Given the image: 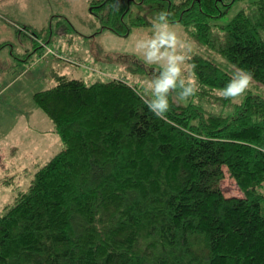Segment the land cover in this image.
<instances>
[{"label": "trees", "instance_id": "obj_1", "mask_svg": "<svg viewBox=\"0 0 264 264\" xmlns=\"http://www.w3.org/2000/svg\"><path fill=\"white\" fill-rule=\"evenodd\" d=\"M96 1L91 14L119 35L132 4L170 12L264 84V0L221 25L213 20L236 0ZM188 62L200 91L170 94L167 122L120 79L57 75L33 94L62 148L0 210V264H264V152L253 147H264V97L249 90L231 113L212 112L231 102L218 93L232 75L199 55ZM224 169L240 196L223 192Z\"/></svg>", "mask_w": 264, "mask_h": 264}, {"label": "rangeland", "instance_id": "obj_2", "mask_svg": "<svg viewBox=\"0 0 264 264\" xmlns=\"http://www.w3.org/2000/svg\"><path fill=\"white\" fill-rule=\"evenodd\" d=\"M252 1L255 0L234 1L213 24L229 22ZM98 3L96 0H0V210L12 203L16 194L27 188L35 171L62 148L59 136L46 130L53 123L34 103L35 92L55 85L57 75L80 79L86 84L120 79L139 87L140 92H144L145 82L154 78L152 72L136 69L139 62L146 68L158 69V66L145 63L135 52V43L152 33L157 14L145 5L132 4L131 13L124 18L130 25L129 33L119 35L102 29L110 23L102 16L91 14L90 5ZM171 25L189 45L191 57L207 58L231 75L238 70L221 54L193 39L178 23ZM220 33L212 28V34ZM184 68L185 78L194 76L189 62ZM249 90L264 97L262 83L253 80ZM219 103L206 107L215 113L229 114L236 104ZM224 172L223 192L240 196L237 185L225 169Z\"/></svg>", "mask_w": 264, "mask_h": 264}, {"label": "clouds", "instance_id": "obj_3", "mask_svg": "<svg viewBox=\"0 0 264 264\" xmlns=\"http://www.w3.org/2000/svg\"><path fill=\"white\" fill-rule=\"evenodd\" d=\"M171 13L160 11L153 20L151 34L138 38L135 52L143 57L145 63L158 66L157 73L142 86L144 92L138 93L148 111L157 119L168 121L171 105L170 94L187 100L200 91L199 82L195 76L185 78L184 65L192 59L191 49L187 42L180 38L172 27L169 17ZM195 68V65H192ZM253 84V73L239 69L218 95L224 99L239 103L240 97ZM258 151L264 152V147L253 145Z\"/></svg>", "mask_w": 264, "mask_h": 264}, {"label": "crops", "instance_id": "obj_4", "mask_svg": "<svg viewBox=\"0 0 264 264\" xmlns=\"http://www.w3.org/2000/svg\"><path fill=\"white\" fill-rule=\"evenodd\" d=\"M48 128H49V129H46V130H48L49 132L54 131V130H53V126L50 125Z\"/></svg>", "mask_w": 264, "mask_h": 264}, {"label": "built area", "instance_id": "obj_5", "mask_svg": "<svg viewBox=\"0 0 264 264\" xmlns=\"http://www.w3.org/2000/svg\"><path fill=\"white\" fill-rule=\"evenodd\" d=\"M48 51H50V50H48Z\"/></svg>", "mask_w": 264, "mask_h": 264}]
</instances>
